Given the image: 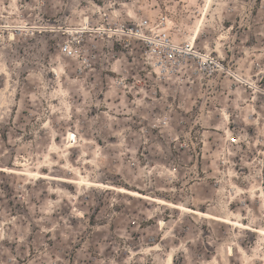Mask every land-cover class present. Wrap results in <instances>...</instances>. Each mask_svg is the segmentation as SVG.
I'll use <instances>...</instances> for the list:
<instances>
[{
  "label": "rangeland",
  "instance_id": "374dc122",
  "mask_svg": "<svg viewBox=\"0 0 264 264\" xmlns=\"http://www.w3.org/2000/svg\"><path fill=\"white\" fill-rule=\"evenodd\" d=\"M258 229L264 0H0V264H264Z\"/></svg>",
  "mask_w": 264,
  "mask_h": 264
},
{
  "label": "bare ground",
  "instance_id": "6f19581e",
  "mask_svg": "<svg viewBox=\"0 0 264 264\" xmlns=\"http://www.w3.org/2000/svg\"><path fill=\"white\" fill-rule=\"evenodd\" d=\"M203 23V22H202ZM198 31V30H197ZM197 31H195L194 32V34H193V37H195V40H196V38H197V36H198V34H197ZM10 36H11V39H13V33H10ZM69 135V142L67 143L68 144V146L69 147H73L72 146V141L74 140H72V133H69L68 134ZM76 139V138H75ZM17 165V164H16ZM11 171V170H10ZM19 173V172H18ZM21 174V173H20ZM27 174V173H26ZM40 176V175H39ZM41 178H49V176H46L45 174H43V175H41L40 176ZM51 178V177H50ZM54 179V178H53ZM58 179V178H57ZM60 181H62V182H65V183H69V184H75V185H78V183L80 182V181H78V180H67V179H59ZM91 183V182H90ZM89 183V184H90ZM94 183V182H93ZM92 186V185H91ZM99 186V185H98ZM101 186V185H100ZM109 189H112V190H114V191H118V193H122V194H125V195H128V196H130V197H133V198H139V199H143V200H148V201H155L153 198H150V197H148L147 195H144V194H141L140 192H137V191H131V190H127V189H124V188H118V187H113V186H107ZM103 188H105V187H103ZM160 201V200H159ZM164 203V202H163ZM171 204V203H170ZM172 205V204H171ZM166 206V205H165ZM168 207H169V205H167ZM174 208L175 209H178V210H180V211H185V212H190V213H192V214H194V215H196V216H200V217H202V218H212V219H214V217L212 216V215H210V214H208V213H205V212H202V211H199V210H194V209H190V208H186V207H184V206H174ZM216 217V216H215ZM216 220L217 219H219V218H215ZM222 222H224V223H227V224H235V223H232V221L230 222V221H227V220H222V219H220ZM239 228H244V229H247V228H245L246 226H245V224H243V223H239V224H236ZM250 228V227H249ZM259 230V229H258ZM258 233V232H257ZM259 233H261V234H264V231L263 230H259ZM171 258H169V260H170ZM170 262H171V260H170Z\"/></svg>",
  "mask_w": 264,
  "mask_h": 264
},
{
  "label": "built area",
  "instance_id": "2783aa9c",
  "mask_svg": "<svg viewBox=\"0 0 264 264\" xmlns=\"http://www.w3.org/2000/svg\"><path fill=\"white\" fill-rule=\"evenodd\" d=\"M164 21V18L161 19ZM147 22H144L146 25ZM134 31V30H132ZM138 30H135L137 33ZM156 51L158 55H163V58L167 61H176L179 57H186V58H199L198 53L193 52L192 47L189 44H183L179 47L174 46L168 39H163L159 42H155ZM64 51L71 53V48L69 46H64Z\"/></svg>",
  "mask_w": 264,
  "mask_h": 264
}]
</instances>
